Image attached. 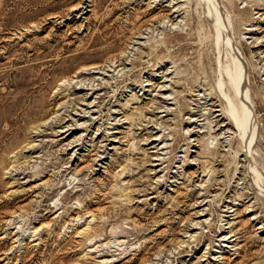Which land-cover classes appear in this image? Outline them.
Segmentation results:
<instances>
[{
    "label": "rangeland",
    "instance_id": "rangeland-1",
    "mask_svg": "<svg viewBox=\"0 0 264 264\" xmlns=\"http://www.w3.org/2000/svg\"><path fill=\"white\" fill-rule=\"evenodd\" d=\"M219 2L249 160L203 0H0V264H264V0Z\"/></svg>",
    "mask_w": 264,
    "mask_h": 264
},
{
    "label": "bare ground",
    "instance_id": "bare-ground-1",
    "mask_svg": "<svg viewBox=\"0 0 264 264\" xmlns=\"http://www.w3.org/2000/svg\"><path fill=\"white\" fill-rule=\"evenodd\" d=\"M203 1L205 5H207V8L210 14H212L214 17L213 26H214V30L216 34V41L223 40L222 42H224L225 45L227 46L226 52L228 55V61L224 64V68L222 69V72H221V78L222 76H227L230 84L234 86V92H232L230 95L227 96V102L229 106L228 114L231 119V122H233V125H234L233 127L235 129V132L237 133L236 137H238V139L241 141V144L242 142L246 144L245 146L247 148L245 150V153H246L245 157H247L248 159V156H250V152L253 149L252 142L254 140L255 130H254V124H253L254 113H253V108L251 105L250 97L247 92V86H246L247 81L245 78L244 66L242 62L240 61L241 58H239L237 52L233 48V42L230 43L231 41L228 40L229 38L226 39L227 38L226 33L227 32L229 33V30H228L229 25H227L228 24L227 15L229 17L228 12L225 11L224 13L222 11L223 7L221 8L219 0H203ZM87 69L90 70L89 68ZM81 74L83 73L79 72L78 76H80ZM223 84H225V82L223 79H221L218 85L222 87ZM245 146L242 144V149ZM253 172L257 176L256 182L260 186L261 185L264 186V183H262L263 179L261 178L260 174L256 171V169H253Z\"/></svg>",
    "mask_w": 264,
    "mask_h": 264
}]
</instances>
